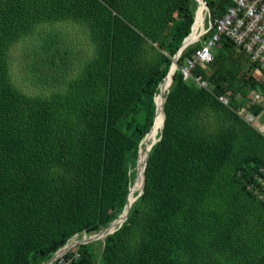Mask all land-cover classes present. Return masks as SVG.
Returning <instances> with one entry per match:
<instances>
[{
  "label": "trees",
  "instance_id": "obj_1",
  "mask_svg": "<svg viewBox=\"0 0 264 264\" xmlns=\"http://www.w3.org/2000/svg\"><path fill=\"white\" fill-rule=\"evenodd\" d=\"M206 3L213 18L234 4ZM198 6L0 0V264H47L124 212L142 140L154 126L155 98L158 104L174 56L193 25L197 30ZM66 23L85 35L86 53L78 59L67 48L58 63L59 37H42L30 72L41 77L47 66L49 91H25L15 79V46L43 26ZM200 46L188 45L177 61L143 193L105 245L82 243L67 253H80L74 264H264V201L249 190L264 168V133L239 113L264 111L252 99L264 93V68L222 37L214 60L193 70L204 88L181 72Z\"/></svg>",
  "mask_w": 264,
  "mask_h": 264
},
{
  "label": "built area",
  "instance_id": "obj_2",
  "mask_svg": "<svg viewBox=\"0 0 264 264\" xmlns=\"http://www.w3.org/2000/svg\"><path fill=\"white\" fill-rule=\"evenodd\" d=\"M234 4L228 8L221 17L213 18L205 0H198L203 6V25L200 26L198 38L192 44L201 43L192 57L187 58L186 63L181 68L185 79H194L199 85L208 87V83L200 76L193 75V70L197 64H207L214 59V48L222 37L233 41L238 47L242 48L253 62L264 68V0H233ZM210 33V36L203 39ZM253 101L263 104L262 97L255 93L252 94ZM219 100L224 104H229L226 95L219 96ZM243 115L242 110L239 111ZM248 121H252L251 116H244ZM258 197L264 201V168H260L255 182L249 185ZM77 243L72 248L76 247ZM71 248V249H72ZM68 249L61 254L51 264H74L80 259V253L76 251L72 255H67L71 250Z\"/></svg>",
  "mask_w": 264,
  "mask_h": 264
},
{
  "label": "rangeland",
  "instance_id": "obj_3",
  "mask_svg": "<svg viewBox=\"0 0 264 264\" xmlns=\"http://www.w3.org/2000/svg\"><path fill=\"white\" fill-rule=\"evenodd\" d=\"M200 9L203 12L204 8L202 9V7L200 6ZM200 26H202L201 23L199 25L197 24L198 32L201 30ZM78 30H79L78 27L68 23L58 24L53 26H43L42 28H40L39 32L34 36V38H31L25 42L16 45L14 50L12 51V55H13L14 74L17 84L29 93H37L38 91L41 90L49 91V89H47L48 83H45L42 80L43 78L46 79L47 77H51L53 75V72L50 69H48L47 66L45 67L41 66L44 71V74L41 77L34 76L30 72L31 64L33 62L40 60V54L42 53L40 39L42 37H47V35L59 37L57 46L59 47L60 52L61 54L63 53V55L60 56L58 54L57 57L55 58L57 60L56 62L58 63L61 62L60 59L61 57L65 56L64 51L67 50V48H71L73 51H75L76 54H78V59H79V57L80 58L81 56L83 57L84 54L86 53L87 45L86 42L84 41L85 35H83L82 32H79ZM196 39L194 38V41ZM256 72L259 73L258 70ZM60 75L61 73L58 74V76ZM263 77L264 74L261 75V79ZM252 94H255V92H253ZM243 115L245 116V113H243ZM140 155H141V151H140ZM140 155H139V169L143 164H145L146 161V160L141 161ZM84 237H90V236L84 234L83 236L79 237L78 240H81Z\"/></svg>",
  "mask_w": 264,
  "mask_h": 264
},
{
  "label": "water",
  "instance_id": "obj_4",
  "mask_svg": "<svg viewBox=\"0 0 264 264\" xmlns=\"http://www.w3.org/2000/svg\"><path fill=\"white\" fill-rule=\"evenodd\" d=\"M197 1H198V0H197ZM205 3H206V1H205ZM206 5H207V3H206ZM199 6H200V5H199ZM199 6H198V9H197L196 19H195L194 24L196 23L197 15H198V13H199V11H200V7H199ZM193 33H194V25H193V27H192V31H191V33L189 34L188 37H186V38L184 39L182 45L180 46L179 50L177 51L176 55L174 56V59H173V61H172V64H171V66H170V69H169L168 74L170 73V71H171L173 65L176 66L175 71L177 70V68H178V63H177V61H178V59L180 58V56H181L183 50H184V49L190 44V43L188 42V39L193 35ZM174 73H175V72H174ZM168 74H167V76H168ZM167 76H166V77H167ZM166 77H165V79H166ZM173 78H174V74H173ZM173 78H172V82H173ZM168 90H169V89H168ZM160 93H161V91H160ZM160 93H159V94H160ZM165 99H166V98H165ZM165 99H164V103H165ZM155 102H156V114H157V112H158V104H157L156 98H155ZM164 103H163V106H162V107H163V110H164ZM156 114H155V117H156ZM165 117H166V114H165V111H164V122H163V126H164V123H165ZM154 120H155V119H154ZM163 126H162V128H163ZM151 129H152V128H151ZM149 132H150V131H149ZM149 132H148V133H149ZM148 133L146 134V136H145L144 139L142 140V143H141V144H143V142H144V140L146 139ZM159 139H160V137L157 138L156 141H155L154 143H152L150 149L152 148V146H153V145H154ZM150 149H149V151H150ZM148 154H149V152H148ZM139 155H140V150H139V152H138V160H137V164H136L137 174H136V177H135V179H134V183H135V181H136V179L138 178V175H139ZM147 158H148V155H147ZM146 165H147V159H146L145 164H144V167H143V173H142V176H143V184H142V188H141L140 190H138V194H137V196H134V200H133L132 202H130V200H129V196H130V192H131V188H132V187L130 188V191H129V194H128L127 203H126V205H125L124 212H123L119 217H117L115 220H113V221H112L107 227H105L104 229H102L101 231H99L97 234L92 235V236H90V237H84V238L81 239V240L75 239V240L71 241L70 243L66 244L62 249H60L58 252L55 253V255H54V256H53V257L47 262V264H51L56 258H58L61 254L65 253L68 249H71V248H72L73 246H75L77 243L82 244V243L93 242V241H96V240H102V241L104 242V245H105V240H106L107 235H109V234L115 232L118 228L121 227V225L123 224V222H124V221L127 219V217H128V214H129V212H130V208H131L132 203H133V202H134V201H135V200H136V199H137V198L143 193V188H144V184H145V174H144V172H145ZM134 183H133V184H134ZM113 226H114V229H112ZM74 242H76V244H74Z\"/></svg>",
  "mask_w": 264,
  "mask_h": 264
},
{
  "label": "bare ground",
  "instance_id": "obj_5",
  "mask_svg": "<svg viewBox=\"0 0 264 264\" xmlns=\"http://www.w3.org/2000/svg\"><path fill=\"white\" fill-rule=\"evenodd\" d=\"M207 1V0H206ZM200 7V6H199ZM202 9H203V6H201ZM209 8V7H208ZM203 20H204V17H203V12L202 10L200 9L199 13H198V18H197V22H196V29H197V24L198 22H200L202 25H203ZM195 35L190 39L188 40V42L190 44L193 43L194 41V38H198L197 36H199V33L200 31L198 32L196 30V32H194ZM197 35V36H196ZM234 43V42H233ZM189 44V45H190ZM218 48V47H217ZM244 51V50H243ZM242 53V52H241ZM189 57V56H188ZM239 57V55H238ZM181 59V58H180ZM214 60V59H213ZM185 62V61H184ZM180 65V64H179ZM244 65V64H243ZM198 67V66H197ZM260 67V66H259ZM182 68V67H181ZM175 69H176V66L173 65L170 73L168 74L167 78L165 79L164 81V85H163V88L161 90V93L160 95L158 96L159 99H158V112L156 114V118H155V122H154V126H153V129L150 133V135L144 140L141 148H140V151H141V155H140V159L141 161H145L147 159V155H148V152H149V149L152 145V143H154L157 139V136L159 134V131L160 129L162 128L163 126V122H164V110H163V103H164V99H165V93L168 91V89L170 88L171 86V83H172V78H173V74L175 72ZM255 70V69H254ZM260 71V70H259ZM264 71V70H263ZM180 78V77H179ZM155 81V80H154ZM263 84V83H262ZM161 88V87H160ZM205 88V87H204ZM220 92V91H219ZM215 95V94H214ZM219 95V94H218ZM233 95V94H232ZM241 95V94H240ZM244 99V98H243ZM219 100V99H218ZM250 100V99H249ZM234 103V102H233ZM230 104V103H229ZM235 104V103H234ZM233 104V106H234ZM236 107V105H235ZM222 110V109H221ZM258 110V109H257ZM254 111V110H253ZM255 112V111H254ZM263 113V112H262ZM259 121V120H258ZM250 123V122H249ZM164 139V138H163ZM162 139V140H163ZM172 139V138H171ZM168 140V139H167ZM170 140V139H169ZM192 140V139H191ZM173 141V140H171ZM187 141V140H186ZM190 141V140H189ZM194 141V140H193ZM174 142V141H173ZM192 142V141H191ZM199 142V141H198ZM162 143V141H161ZM185 144V142H183ZM187 143V142H186ZM207 144V143H206ZM173 145V144H172ZM183 145V144H182ZM188 145V144H187ZM194 145V144H193ZM198 145V144H197ZM166 146V145H165ZM170 146V145H169ZM210 146V145H209ZM161 147V146H160ZM186 147V146H185ZM159 148V146L157 147ZM156 148V149H157ZM162 148V147H161ZM176 148V147H175ZM179 148H184V147H179ZM178 148V149H179ZM191 148V147H190ZM153 149V148H152ZM172 149L173 146H172ZM203 149V148H202ZM159 150V149H158ZM171 150V149H170ZM175 150V149H174ZM173 151V150H172ZM188 151V150H187ZM178 152V151H177ZM182 152V151H181ZM173 153V152H172ZM180 153V152H179ZM165 154V153H164ZM153 155V154H152ZM151 155V156H152ZM173 155V154H172ZM160 156V155H159ZM176 156V155H175ZM180 156V155H179ZM185 160V159H184ZM196 161V160H195ZM143 167H144V164L140 167L139 169V175H138V178L136 179V182L132 185V188H131V192H130V197H129V200L130 202H132L134 200V195H135V192L137 191V189H141L142 188V184H143V176H142V173H143ZM256 172V171H255ZM171 173V172H170ZM232 175V174H231ZM232 177V176H231ZM242 177V176H241ZM245 177V176H244ZM253 177V176H252ZM168 178V177H167ZM238 179V178H237ZM253 180V179H252ZM251 180V181H252ZM243 181V180H242ZM214 185V184H213ZM251 190V189H249ZM215 191V190H214ZM169 198V197H168ZM179 198V197H178ZM169 201V200H168ZM256 204V203H255ZM165 206V205H164ZM112 229H114V226L112 227ZM74 244H76V242H74ZM222 245V244H221ZM84 247V246H83ZM81 248V247H80ZM105 248V247H104ZM222 248V247H221Z\"/></svg>",
  "mask_w": 264,
  "mask_h": 264
},
{
  "label": "crops",
  "instance_id": "obj_6",
  "mask_svg": "<svg viewBox=\"0 0 264 264\" xmlns=\"http://www.w3.org/2000/svg\"><path fill=\"white\" fill-rule=\"evenodd\" d=\"M199 24H200V22H198V25ZM262 81L264 82V77L262 78ZM255 93L259 94L262 97V99L264 100V93L257 92V91H255ZM263 104H264V101H263ZM241 110H242L243 113L251 116V118H252V120L254 122V125L256 127H258L264 133V111H263V113L261 112L258 115H254L253 113L247 111L246 108H242Z\"/></svg>",
  "mask_w": 264,
  "mask_h": 264
}]
</instances>
